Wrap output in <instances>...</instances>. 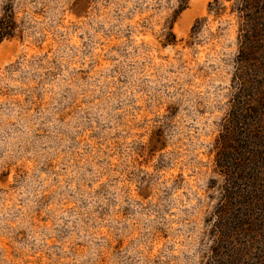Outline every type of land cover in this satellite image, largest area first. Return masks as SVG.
Listing matches in <instances>:
<instances>
[{"label":"rangeland","instance_id":"1","mask_svg":"<svg viewBox=\"0 0 264 264\" xmlns=\"http://www.w3.org/2000/svg\"><path fill=\"white\" fill-rule=\"evenodd\" d=\"M178 3L0 0V264H264V28Z\"/></svg>","mask_w":264,"mask_h":264},{"label":"trees","instance_id":"2","mask_svg":"<svg viewBox=\"0 0 264 264\" xmlns=\"http://www.w3.org/2000/svg\"><path fill=\"white\" fill-rule=\"evenodd\" d=\"M191 0H179L177 9L174 10L172 18L170 20V24L168 26V34L166 38L164 39V42H167V45H175L177 43V36L174 33L173 26L180 17V15L186 10L188 7V3H190ZM242 4L239 6V8H236V11L239 13H242L246 18L251 20L254 24L251 25V30L253 33H258V30H262L264 28V0H240ZM215 3H219V1H216ZM211 11V4L209 6ZM234 11V10H233ZM193 29V33H194ZM11 33V32H10ZM249 33V32H247ZM7 33H3V36H9ZM250 35V34H249ZM251 38H249L248 42L250 43Z\"/></svg>","mask_w":264,"mask_h":264}]
</instances>
